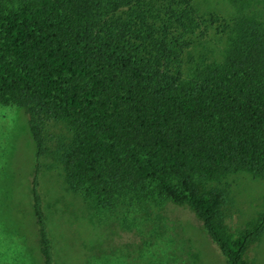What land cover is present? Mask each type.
Returning <instances> with one entry per match:
<instances>
[{"label":"trees","instance_id":"obj_1","mask_svg":"<svg viewBox=\"0 0 264 264\" xmlns=\"http://www.w3.org/2000/svg\"><path fill=\"white\" fill-rule=\"evenodd\" d=\"M212 28L227 45L222 59L185 66V51ZM0 104L29 117L43 264H55L39 187L50 120L71 135L58 153L71 190L107 205L153 183L160 199L196 213L227 264H249L264 217L228 231L223 192L199 193L194 181L238 172L264 179V23L256 17L205 16L192 0H0Z\"/></svg>","mask_w":264,"mask_h":264},{"label":"rangeland","instance_id":"obj_2","mask_svg":"<svg viewBox=\"0 0 264 264\" xmlns=\"http://www.w3.org/2000/svg\"><path fill=\"white\" fill-rule=\"evenodd\" d=\"M192 0L205 15L228 20L254 16L264 23V0ZM246 3V7H241ZM227 45L210 29L185 51L184 65L200 57L220 61ZM24 107L0 104V264H43L30 187L36 144ZM39 187L52 238L55 264H227L196 213L187 205L160 199L154 184L131 188L103 205L95 196L71 190L59 151L71 140L64 123L45 128ZM199 193L220 189L221 220L238 234L264 217V179L248 172L220 181H194ZM249 264H264V233L248 247Z\"/></svg>","mask_w":264,"mask_h":264}]
</instances>
